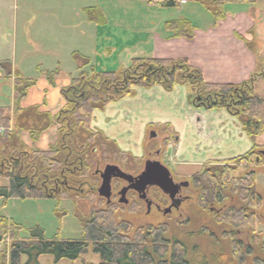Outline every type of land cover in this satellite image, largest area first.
<instances>
[{"label":"trees","instance_id":"obj_1","mask_svg":"<svg viewBox=\"0 0 264 264\" xmlns=\"http://www.w3.org/2000/svg\"><path fill=\"white\" fill-rule=\"evenodd\" d=\"M245 1L163 0L161 5L169 9L176 8L181 2L198 3L217 23L225 18L227 4ZM163 28L173 38L182 39H192L195 30L185 19L167 21ZM246 45L250 48L249 43ZM74 57L81 64L79 73L69 86L60 90L63 106L54 114L42 110L41 106L21 107L28 88L34 83L14 74L13 103L0 108V128L3 129L0 132V178L6 181V185L0 187V199H76L82 197L83 189L93 197L96 194L94 172L100 169V165L116 162L113 160L124 161L125 165L129 161L136 164L137 158L120 151L114 141L92 128L91 123L94 111H103L111 103L132 98L137 88L148 90L159 86L171 93L176 86H187L190 106L225 111L236 119L240 131L252 141L264 134V92L260 96L254 91L258 79L264 80V59L250 79L231 85L206 83L201 72L185 59L135 57L119 71H95L87 60L78 55ZM83 67L88 68L84 71ZM0 70L5 78L11 79L13 73L9 62H0ZM166 127L171 129L168 125ZM51 128L55 129V140L44 151L27 148L21 140V135L26 134L34 143ZM229 161L252 162L254 166H260L264 164V150H258L253 144L248 152ZM220 169L219 173L214 171L213 182L218 199L226 192L225 175L230 170L227 164ZM232 187L235 188L236 204H226L225 213L212 215L217 222L230 228L226 234L231 239L235 228L255 224L257 211L262 205L256 190L255 172H250ZM223 205L220 204L221 208ZM203 207L205 204H201L205 211ZM139 210L136 208L134 212ZM79 222L81 235L78 240H48L37 227L29 230L26 240H19L17 235L21 227L0 217V244L5 245L4 238L8 239V246L0 252V264H22L23 257V264H38L42 255L53 256L55 263L61 260L73 262L88 251L98 256L99 264H197L189 259L185 244L167 237L168 228L164 224L139 227L129 237L130 226L116 222L109 208L92 211ZM232 243L231 255L239 264H244L241 242L234 240ZM245 255H251L250 248L246 249ZM253 264H264V260L254 258Z\"/></svg>","mask_w":264,"mask_h":264},{"label":"crops","instance_id":"obj_2","mask_svg":"<svg viewBox=\"0 0 264 264\" xmlns=\"http://www.w3.org/2000/svg\"><path fill=\"white\" fill-rule=\"evenodd\" d=\"M181 4L176 7L180 11L176 12L178 17L165 20L167 13L176 8L168 9L150 0H0V49L11 48L15 55L18 50L22 59L45 55L31 62L27 70L20 66L13 68L22 79L34 83L28 88L21 107L41 106L42 110L53 114L62 107L60 90L69 86L79 73L81 64L75 55L87 60L95 71H112L103 69L100 59L124 68L131 58L151 56L185 59L210 84L236 85L250 79L264 59V0L227 4L224 7V11L227 8L225 18L217 23L212 18V22L208 21L203 28L196 27L193 20L186 17L188 15L181 16L184 11L179 8ZM152 6L160 7L161 12L165 13L164 19L158 22L160 30L154 26L156 21H151ZM192 9L199 14L195 8ZM120 18H130V25L120 27ZM181 19L189 21L194 27L192 39L173 38L163 28L165 22ZM6 32L9 34L4 37ZM121 37L124 38L123 44ZM2 60L0 58V62ZM1 74L5 76L0 70V77ZM260 90L262 94H257L262 96L264 88L260 87ZM177 91L181 95L180 106L184 101L185 108L187 106L189 110L191 106L187 102L186 88L177 87L171 93H166L159 86L148 90L138 88L136 96L129 98L133 113L115 110L127 103L128 98H124L109 104L103 111H94L92 125L120 147L128 146L134 135L130 130L133 116L137 118L136 121L141 120L138 132L143 133L147 125L155 124L168 125L177 134L180 131L176 123L180 122L174 118V111L170 108L174 101H170V98ZM139 93L143 95L142 100L137 98ZM151 95L157 96L159 103L149 102ZM123 112L130 114V120L127 115L128 121H122ZM138 112L141 115L137 117ZM235 132L239 139H246L239 127H235ZM54 139V128L42 134L34 143L26 134L21 135L27 147L40 151L46 150ZM254 144L262 146L264 134L256 137Z\"/></svg>","mask_w":264,"mask_h":264},{"label":"rangeland","instance_id":"obj_3","mask_svg":"<svg viewBox=\"0 0 264 264\" xmlns=\"http://www.w3.org/2000/svg\"><path fill=\"white\" fill-rule=\"evenodd\" d=\"M182 3V7L179 6V8L184 10L181 16L185 17V14L188 15L186 17H190L196 27L203 28L206 27L208 21L212 22V16L198 4H193L191 2ZM14 6L15 4L12 5V7ZM192 8H195L200 15ZM178 11L177 8L172 9L165 16V13L161 12L160 7L152 6L150 18L151 21H156V25L154 23V26L158 27L160 30L158 22L162 21L164 16L166 17L165 20L176 19V17H178L176 16V12ZM225 12H227V8ZM146 15L147 14H145V16ZM129 19L130 18H120L118 25L120 27L129 26ZM139 24H142V22ZM8 34L9 32H6V36L4 37H7ZM124 34L130 36L127 32ZM123 40L124 38L121 37V44H123ZM43 56L45 55H40L39 58L29 56L22 59L18 50H16L15 55L11 48L0 49V58L3 59L2 61H7L11 65L13 73L11 76L12 79L14 74H16L13 69L14 67L19 68L20 66L27 70L31 62H36V60H39ZM15 60L16 65H14ZM99 61L102 63V67L105 70L119 71L122 69L120 65L110 64L109 61H106L108 63H104L103 59ZM98 67H100V65ZM258 81L259 83L255 85L256 91H254L262 94L260 87L262 89L264 88V81H262V79H258ZM177 87L188 89L187 86H176L175 88ZM137 89L134 90L135 95L133 97L136 96ZM13 95V80L5 78V76L1 74L0 108L12 105ZM180 97V91H177L174 93L173 97L170 98V101L174 100L170 106L174 111V118L180 122V124H178V122L176 123L179 127V133H174L172 129H168L165 125L155 124L147 125L143 133L140 131L138 132L137 130L141 120L136 121L137 118L133 116L130 124L132 123L134 126L132 125L130 130L134 135L130 138V144L128 146L124 145L123 147L117 146L120 151L137 158L138 162L135 164L129 161L127 165H125L124 161H120L123 162L120 164L119 161L113 160L116 162L108 164L118 166L122 171H128L130 173L131 170L135 173L142 168L141 166L146 159L148 160L154 157L153 153L159 147L162 148L164 156L155 161H159L168 171L173 175H177L179 178L180 176L181 178H186L192 173L201 171L205 168H211L213 172L216 171L219 173L221 171V166L227 164L230 170L229 173H226L225 180L230 190V197L233 198L232 204H235L234 198L236 197L233 191L235 188H233L232 185L235 187V183L244 180L248 177L250 172H255L256 190L261 196L262 202L260 209L257 211L258 219L255 221L254 225L235 228L233 239L228 238L226 234V232H229L230 228L217 222V219L212 216L214 214L209 215L207 209L203 211L201 209V204H194L198 210L191 209L193 207L192 204H182L177 213L172 212L168 216H161L156 213L153 208H150V214H146L144 206L140 208L139 212H134L131 211L129 204L127 206L115 204L116 206L114 208H109L112 210L115 221L118 223H126L130 226L127 232L129 237L133 235L136 229L142 226L166 225L168 228L167 237L185 244L189 259L192 258L197 264L203 262L206 264H239L238 259L231 255V246L234 240L242 244L241 255L243 256L244 264H253L254 258L264 260V254L262 253V246L264 244V165L254 166L252 162L246 164L245 162L238 163L229 161L245 154L244 152H246L255 141L250 140L246 136V139H239L235 132V127H239L238 122L225 111H210L202 108L194 109L192 107L188 110L187 106L185 108L184 101H182V105L180 106ZM137 98L142 100L143 95L139 93ZM144 98H146V96H144ZM148 98H150L149 102L153 103H159L157 100H160L155 95H151ZM125 102L127 103L119 105L115 110L117 112L131 111L130 114L133 113V108L130 106V99L128 98V101ZM164 110H166V108H164ZM125 112H123V122L128 121V119L130 120V114H127L128 119H126L127 115ZM136 115L138 117L141 113L138 112ZM155 115H157L156 112ZM91 126L94 128L92 123ZM151 131H154L157 135L153 140L149 138V133ZM137 133H139V136H136ZM257 147L258 150H264V144ZM149 152L152 153V155L150 154L151 156ZM210 159L215 160L211 161ZM104 166V164L100 165V170H102ZM4 184L5 179L0 178V187ZM94 185L96 191L99 185L98 178H96ZM75 196L78 195H73V197ZM80 196L82 197L76 199H64L63 197L25 200L16 198L7 200L0 199V217L6 218L8 221H12L21 227L17 235L19 240H26L29 236V230L35 227L40 228L44 237L48 240L55 238L59 240H78L81 235L79 220L87 218L92 211L108 209V207L103 204L102 200L99 201L100 199L96 194L93 195V197L88 196L86 194V189H83V193ZM205 212H207L208 215ZM223 213L225 212L221 214ZM4 243L6 246L3 243L0 244V252L8 246L7 237L4 238ZM247 248L251 249V255L249 256L245 255ZM24 262L25 258L23 257L21 263L23 264ZM38 264H99V258L96 254L88 251L82 254L80 259L73 262L61 260L55 263L53 256L42 255L38 258Z\"/></svg>","mask_w":264,"mask_h":264},{"label":"flooded vegetation","instance_id":"obj_4","mask_svg":"<svg viewBox=\"0 0 264 264\" xmlns=\"http://www.w3.org/2000/svg\"><path fill=\"white\" fill-rule=\"evenodd\" d=\"M156 137H153V139H155ZM150 154L152 155L151 152H149V155ZM153 156V158H149L148 160L146 159L141 166L142 168L135 173L131 170L130 173L128 171H122L119 167L118 168L126 175L137 177L143 171L145 162L155 161L157 159L159 160L160 157L164 156L162 148L159 147L153 153ZM102 170L98 169L94 172V176L99 179V185L101 183L100 173ZM196 172L192 173L186 178H181V176L179 178L177 175H173L170 172V178L172 179L174 185L177 186L176 192L173 197H170V195L168 194H164L158 187L155 186H147L143 192H137L134 189H129L125 194L127 204L124 206H127L129 204L131 211L136 210V208H142V206H144L146 214L150 212V208H153L154 211L161 216H168L172 212L177 213L180 210L182 204H192L194 206L192 207V209L197 208L194 204H205V207L203 208L207 209V212L210 214H219L226 211V204H232L233 202V198L230 197L229 187L227 186L226 189L224 188L226 192H224V195L221 199H218L216 198L215 194L217 193V190L215 189V186H213V182L215 180L213 170L211 168H205L201 171ZM130 185H133V183H130ZM127 186L128 183L125 180L119 178H111L110 198L108 200L100 197L97 194L98 187L95 193L100 199L99 201L102 200L103 204H105L106 207L114 208L116 206L115 204L122 205V203H119L120 192ZM222 187L223 184L221 185V188ZM147 204L149 205L148 211L146 210ZM220 204L225 205H223V208H221Z\"/></svg>","mask_w":264,"mask_h":264},{"label":"water","instance_id":"obj_5","mask_svg":"<svg viewBox=\"0 0 264 264\" xmlns=\"http://www.w3.org/2000/svg\"><path fill=\"white\" fill-rule=\"evenodd\" d=\"M111 178H119L125 180L128 186L120 192L119 203L127 204L125 194L129 189H134L137 192H143L147 186L158 187L164 194L173 197L177 186L174 185L170 178L169 171L156 161H147L144 164L143 171L137 177H131L121 172L116 166L108 165L100 173L101 183L97 189V194L105 199L110 198V181ZM133 183V185H130ZM147 204L146 210L148 211Z\"/></svg>","mask_w":264,"mask_h":264}]
</instances>
